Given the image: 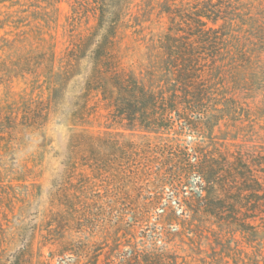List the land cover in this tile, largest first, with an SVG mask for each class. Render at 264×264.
<instances>
[{"label":"trees","instance_id":"16d2710c","mask_svg":"<svg viewBox=\"0 0 264 264\" xmlns=\"http://www.w3.org/2000/svg\"><path fill=\"white\" fill-rule=\"evenodd\" d=\"M74 1L72 27L84 8L95 23L85 33L71 29L59 66L53 51H33L30 68L43 71L50 97L68 106L65 118L75 126L103 116L140 139L71 132L56 215L81 231L106 214L126 240L103 259L98 246L63 257L66 242L38 264L58 257L55 264H264V146L231 151L215 134L238 108L224 85L226 71L236 75L234 84L264 87V0H145L143 20L131 17L133 0ZM154 12L166 19L157 43L169 77L159 83L149 70L157 82L149 85L126 64L129 47L121 41L136 19L142 25ZM30 110L35 125L37 109ZM104 183L107 206L91 198ZM35 236L23 246L29 255Z\"/></svg>","mask_w":264,"mask_h":264},{"label":"rangeland","instance_id":"374dc122","mask_svg":"<svg viewBox=\"0 0 264 264\" xmlns=\"http://www.w3.org/2000/svg\"><path fill=\"white\" fill-rule=\"evenodd\" d=\"M72 3L75 1L0 0V264H25L28 258L38 264L42 254L45 259L44 256L48 258L51 253H62L59 250L66 242L70 244L63 249L68 250L63 257L83 246L90 250L98 246L102 248L100 258L103 259L117 241L119 248H123L126 240L123 231L115 229L114 221L106 214H101L93 224L85 221L87 229L81 231L66 226L67 222L56 215V183L61 178L68 138L73 130L84 129L120 140L140 139L139 134L129 136L131 131L103 116L75 126L65 118L64 110L68 106L58 103L60 97L57 102L50 97L43 71L31 70L30 52L53 51L59 66L70 42L71 29L73 34L85 33L86 28L95 23L89 8H84L72 27L68 22L74 16ZM131 7V17L143 20L148 16L145 0H133ZM151 18L153 20L142 23L143 27L136 19L134 27L124 33L121 44L129 47L126 48V64L137 68L147 84L156 85L149 70H156L155 76L162 80L159 83L169 77L164 54L157 43L167 24L166 19H159L155 12ZM151 43L157 45L153 50H149ZM222 78L238 108L236 115L221 121L215 134L220 141L227 138L226 147L231 151L254 144L264 146V87L259 83L249 88L234 84L236 75L230 71ZM48 107L51 109L46 119L43 116ZM30 109H37L35 125ZM188 135L181 138L188 141ZM75 177L82 176L77 173ZM108 186L104 183L95 187L91 198L107 206ZM33 236L34 253L29 255L23 246ZM246 250L251 251L252 247ZM60 258H55L52 264ZM192 264L202 263L194 261Z\"/></svg>","mask_w":264,"mask_h":264}]
</instances>
